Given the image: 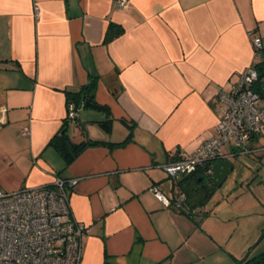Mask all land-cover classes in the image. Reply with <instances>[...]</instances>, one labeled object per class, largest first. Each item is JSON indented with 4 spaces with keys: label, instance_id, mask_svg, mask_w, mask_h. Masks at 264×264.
Wrapping results in <instances>:
<instances>
[{
    "label": "crops",
    "instance_id": "0c3cea01",
    "mask_svg": "<svg viewBox=\"0 0 264 264\" xmlns=\"http://www.w3.org/2000/svg\"><path fill=\"white\" fill-rule=\"evenodd\" d=\"M110 24L124 32L105 43ZM254 37L264 44V0H0V188L80 179L70 206L91 229L82 264H235L226 220L202 208L192 219L152 188L171 197L178 186L162 167L215 136L218 87L252 64ZM257 63L264 68V54ZM90 78L107 114L83 108L92 119L82 109L78 136L68 134L106 145L67 166L50 143L68 93ZM107 116L110 132L98 123Z\"/></svg>",
    "mask_w": 264,
    "mask_h": 264
},
{
    "label": "built area",
    "instance_id": "2783aa9c",
    "mask_svg": "<svg viewBox=\"0 0 264 264\" xmlns=\"http://www.w3.org/2000/svg\"><path fill=\"white\" fill-rule=\"evenodd\" d=\"M126 2L118 0L119 7L124 8ZM35 14L40 17L38 6ZM252 44L253 62L241 73L239 82L228 90L218 87L215 136L195 153L164 165L162 169L171 178L192 174L207 163L213 174L216 162L264 150L256 143L264 133V107L256 90L260 79L257 61L264 54V44L260 37H254ZM80 114L81 110L70 104L67 120L74 121ZM25 135H29L27 129ZM229 145L232 149L227 152ZM79 181L59 176L50 186L16 192L0 188V264H82L83 240L91 229L72 217L70 196ZM152 191L165 207L179 212L186 207L183 193L168 197L156 186Z\"/></svg>",
    "mask_w": 264,
    "mask_h": 264
},
{
    "label": "rangeland",
    "instance_id": "374dc122",
    "mask_svg": "<svg viewBox=\"0 0 264 264\" xmlns=\"http://www.w3.org/2000/svg\"><path fill=\"white\" fill-rule=\"evenodd\" d=\"M260 105L264 107V99ZM94 115V118L104 119V115ZM88 118L92 119L90 112L83 109L82 119ZM74 129L76 123L71 122L69 134L77 137ZM260 145L264 148V133ZM231 149L232 145L225 148L226 151ZM231 160L235 169L202 211L213 212L216 217L226 220L223 228L226 243L228 247L236 248L235 252L242 260L250 251L251 256L264 252V237L261 239L264 232V150L234 156ZM226 259L232 260L229 254Z\"/></svg>",
    "mask_w": 264,
    "mask_h": 264
},
{
    "label": "trees",
    "instance_id": "16d2710c",
    "mask_svg": "<svg viewBox=\"0 0 264 264\" xmlns=\"http://www.w3.org/2000/svg\"><path fill=\"white\" fill-rule=\"evenodd\" d=\"M124 30L122 27L116 24H110L109 29L106 33L104 42L108 43L123 34ZM258 70L260 71V79L256 85V90L260 94L261 98L264 99V85H262V80L264 78V68L261 65H257ZM95 88H96V79L90 78L88 83L84 85L78 92H69L68 93V101H67V109L70 104H74L78 109L82 110L83 108L95 109L99 112L107 114L108 108L106 106L100 105L95 98ZM81 114L74 121L76 125H80ZM67 119L66 122L60 131L58 137H55L51 141V145L55 147V149L61 154L64 158L67 166L71 165L76 159L88 148L95 146H103L106 143L101 141H95L90 138L86 140L76 143L72 140L70 135L68 134L70 123ZM100 127H102L105 131H111L112 120L107 118L105 120L98 122ZM263 135V134H262ZM130 139V138H128ZM127 139V141H128ZM127 141L123 143L115 144L114 146H124ZM179 160V159H178ZM177 160V161H178ZM175 162V161H174ZM211 164L207 163L203 166L197 168V170L189 175H181L179 178L174 181L177 184L178 190L175 193H183L185 195V206L182 207L180 212L188 215L190 218H194L197 213L196 209H201L205 207L212 196L217 191V187L212 181V175L210 173ZM174 193V195H175ZM189 208V209H188ZM240 260L235 261V264ZM242 264H264V252L258 256H249L247 260H245Z\"/></svg>",
    "mask_w": 264,
    "mask_h": 264
},
{
    "label": "water",
    "instance_id": "95a60500",
    "mask_svg": "<svg viewBox=\"0 0 264 264\" xmlns=\"http://www.w3.org/2000/svg\"><path fill=\"white\" fill-rule=\"evenodd\" d=\"M233 170H234V165L233 162H231L230 160L216 162L212 166V171H213L212 181L215 184V186L217 188L221 187L224 184V182L228 179V177L232 174ZM263 237H264V232L261 239H263ZM250 255H251V251L249 252L248 255H246L242 260H240L236 264H242L245 260H247V258Z\"/></svg>",
    "mask_w": 264,
    "mask_h": 264
}]
</instances>
